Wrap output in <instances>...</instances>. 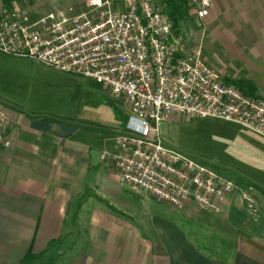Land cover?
I'll list each match as a JSON object with an SVG mask.
<instances>
[{
    "label": "crops",
    "instance_id": "1",
    "mask_svg": "<svg viewBox=\"0 0 264 264\" xmlns=\"http://www.w3.org/2000/svg\"><path fill=\"white\" fill-rule=\"evenodd\" d=\"M210 1L197 41L226 82L264 96V0ZM0 101L13 130L0 151V264H264V219L242 222L238 191L214 211L171 206L121 179L106 188L83 123ZM237 176L255 181L263 210L264 177Z\"/></svg>",
    "mask_w": 264,
    "mask_h": 264
},
{
    "label": "built area",
    "instance_id": "2",
    "mask_svg": "<svg viewBox=\"0 0 264 264\" xmlns=\"http://www.w3.org/2000/svg\"><path fill=\"white\" fill-rule=\"evenodd\" d=\"M196 16L210 0H189ZM0 51L91 77L126 101L130 113L110 152L120 179L160 202H190L218 211L238 191L250 220L260 217L252 185L243 186L209 164L168 145L163 121L215 117L264 136V96L226 82L199 48H187L157 0H86L84 8L54 7L34 14L0 2ZM0 101V151L12 143Z\"/></svg>",
    "mask_w": 264,
    "mask_h": 264
},
{
    "label": "rangeland",
    "instance_id": "3",
    "mask_svg": "<svg viewBox=\"0 0 264 264\" xmlns=\"http://www.w3.org/2000/svg\"><path fill=\"white\" fill-rule=\"evenodd\" d=\"M114 1L117 3L120 0ZM157 1L164 3L165 0ZM13 2L28 8L34 14L69 4L79 9L84 8L86 4V0H14ZM189 7L195 15L190 9V14L184 19L177 17L175 13L171 18L173 30L183 37L187 48H199L205 60L217 69L211 51L205 47L203 38L201 39L203 44L197 41L202 22L201 18L196 16V6L190 4ZM0 97L6 103L21 107L28 112L68 113L79 120L87 129L83 133V138L96 143L92 144V147L101 153L102 163L96 165V170H99L96 174L107 179L106 188H111L109 184L119 186L120 178L113 168L110 152L115 134L124 126L130 113L124 98L112 93L91 77L65 72L42 61L1 51ZM161 135L168 145L209 164L234 181L240 182L237 176L240 172L264 177V136L252 129L221 118L181 117L163 121ZM61 159L62 157L59 161L62 162ZM247 180L250 183H246V186L252 185L257 189L253 179ZM62 182H65L64 179ZM125 186L130 188L127 183ZM236 204L243 212V223L252 226L263 222L264 207L263 210L262 207L260 208L258 220L253 221L247 215L240 196Z\"/></svg>",
    "mask_w": 264,
    "mask_h": 264
},
{
    "label": "trees",
    "instance_id": "4",
    "mask_svg": "<svg viewBox=\"0 0 264 264\" xmlns=\"http://www.w3.org/2000/svg\"><path fill=\"white\" fill-rule=\"evenodd\" d=\"M13 1L14 0H0V2L6 5L12 4ZM164 3L169 17L172 18L175 13L177 14L178 12H183L187 0H165ZM30 255L31 254H28V256Z\"/></svg>",
    "mask_w": 264,
    "mask_h": 264
},
{
    "label": "water",
    "instance_id": "5",
    "mask_svg": "<svg viewBox=\"0 0 264 264\" xmlns=\"http://www.w3.org/2000/svg\"><path fill=\"white\" fill-rule=\"evenodd\" d=\"M99 155H100L99 150L91 149V156H92L93 159H97L99 157Z\"/></svg>",
    "mask_w": 264,
    "mask_h": 264
}]
</instances>
